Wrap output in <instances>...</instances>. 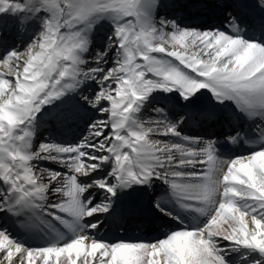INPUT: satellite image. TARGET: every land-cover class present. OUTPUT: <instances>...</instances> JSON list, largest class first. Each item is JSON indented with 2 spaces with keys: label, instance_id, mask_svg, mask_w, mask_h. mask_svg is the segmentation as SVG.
Returning a JSON list of instances; mask_svg holds the SVG:
<instances>
[{
  "label": "snow or ice",
  "instance_id": "obj_1",
  "mask_svg": "<svg viewBox=\"0 0 264 264\" xmlns=\"http://www.w3.org/2000/svg\"><path fill=\"white\" fill-rule=\"evenodd\" d=\"M0 264H264V0H0Z\"/></svg>",
  "mask_w": 264,
  "mask_h": 264
}]
</instances>
